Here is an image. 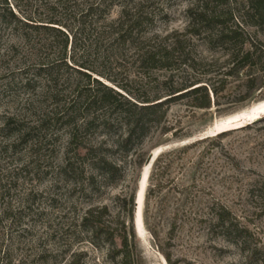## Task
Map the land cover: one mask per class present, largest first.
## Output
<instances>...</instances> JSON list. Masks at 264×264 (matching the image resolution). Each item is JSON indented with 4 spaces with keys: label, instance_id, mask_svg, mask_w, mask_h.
<instances>
[{
    "label": "rangeland",
    "instance_id": "374dc122",
    "mask_svg": "<svg viewBox=\"0 0 264 264\" xmlns=\"http://www.w3.org/2000/svg\"><path fill=\"white\" fill-rule=\"evenodd\" d=\"M197 1L204 0H0V264H114L109 245L92 240L80 220L88 208L106 207L103 219L119 235L129 208L123 200L135 194L157 147L139 233L132 223L136 255L129 264H170L165 253L171 264H264V192L256 188L264 180V113L223 130L221 140L213 130L263 102L264 86L240 102L244 69L227 78L208 110L188 107L186 98L165 104L125 149L115 104L100 102L103 89L92 81L126 95L109 77L150 98L168 75L173 85L199 79L219 88L227 46L205 31L185 34L187 10ZM247 1L213 3L227 25L243 26L238 42L264 51V27L244 24L251 20ZM175 41L182 48L171 70L146 73L144 53ZM256 67L253 75L262 76ZM192 143L169 157H177L171 190L144 212L156 158ZM101 158L118 168L114 176L95 166ZM213 202L229 209L236 232L209 224Z\"/></svg>",
    "mask_w": 264,
    "mask_h": 264
},
{
    "label": "trees",
    "instance_id": "16d2710c",
    "mask_svg": "<svg viewBox=\"0 0 264 264\" xmlns=\"http://www.w3.org/2000/svg\"><path fill=\"white\" fill-rule=\"evenodd\" d=\"M213 1L216 0L197 1L194 7L187 10L189 21L185 34L198 36L202 31H205L207 34L213 35L217 43L227 46L226 48H228L229 53L225 64L228 65V68L222 73L224 77L220 81L219 88L214 86L213 82L201 84L199 79L186 85H173L172 75H168L161 81H158L160 90L156 91L157 93H155L152 98L135 97L127 87L116 83L109 77L105 78L117 88L123 90L126 95L107 84H103L98 79L92 78V81L103 89L101 97L99 98L100 102L115 104L117 116L123 122L124 128V133L121 135L118 144L121 146L123 145L125 149L133 143L136 134L137 136L143 135L146 132L148 124L164 114L162 107L165 104H170L181 98H186L188 107L193 109L208 110L211 105H218L215 96H217L220 90L225 88L227 78L237 75L241 70L246 69V71H244L246 79L242 81L245 90L244 94L239 99L240 102H244L255 90L263 88L264 74L259 77L253 75L255 66H257L256 69L264 71L263 49L256 46L254 43H249L247 47H244L245 41L240 40L238 42L243 31V26L236 23L231 26L227 25V19L223 17L222 12L217 9ZM247 2L245 14L250 17L251 20L250 22L244 21V24L263 29L264 0H248ZM10 14L12 15V13ZM66 44L67 43H65L64 46H66ZM178 47L182 48L180 42L175 41L171 47L156 48L146 51L141 59L142 66L144 65L147 68L146 73H149L152 69L171 70L169 62L172 56H174V53L179 51V49H177ZM187 66L193 68L192 62L188 63ZM214 77L215 76L212 75V78ZM129 97H132V99ZM225 135L226 132L223 131L218 133L216 135L217 140H221ZM192 145L194 144L192 143L191 145L185 146L176 152H174V150L168 151L166 154H160L156 158L152 171L148 177L149 184L144 196V212L147 213L149 211V204L153 198L155 199L158 194L165 189L171 190L170 185L173 183L171 173L173 172V164L177 158L175 157L176 153L186 152ZM171 155L175 156L169 158ZM95 166L106 176L112 177L118 172V168L104 158L95 160ZM256 188L258 191L264 192V180L259 181ZM176 190V192L180 194L177 199L183 200L181 195L183 191L181 187H177ZM123 201L129 208L127 210V219L119 221V235L113 233L109 221L103 219L105 216H108L106 207H90L85 211L80 220L82 230L89 234L92 240L95 239L103 244L106 243L109 245V253L114 264H129L136 255L135 234L132 225L134 193H131L129 198ZM208 208L210 210V213H208L209 224L226 232H231V230L234 232L237 231V227L233 223V216L228 208L220 205L218 202L211 203ZM173 216H176V214L174 213ZM175 222L176 221L172 219L170 230H173ZM116 240L118 244H116ZM164 256L167 262L171 264L169 253H165Z\"/></svg>",
    "mask_w": 264,
    "mask_h": 264
},
{
    "label": "bare ground",
    "instance_id": "6f19581e",
    "mask_svg": "<svg viewBox=\"0 0 264 264\" xmlns=\"http://www.w3.org/2000/svg\"><path fill=\"white\" fill-rule=\"evenodd\" d=\"M264 113V101L260 102L258 104L253 105L252 107L250 106L249 109H247L246 111L242 112L241 115L239 117H235L231 119V122L225 123V124H219L217 122L214 123L213 125V130L214 131H223V130H229L232 128L237 127V125L239 123H241L240 120H254L256 119L260 114ZM160 147V146H159ZM162 148H158L154 150V156H157V154L160 152ZM150 166H144L141 172H143V184L146 183V179H147V173H148V169ZM146 176V179H145ZM144 179H145V183H144ZM144 190H145V185H144ZM144 195V192H143ZM142 195H139V199H138V205H139V210L140 212H138V217H137V231L138 232V228H139V223H140V218H141V202H142ZM139 233V232H138Z\"/></svg>",
    "mask_w": 264,
    "mask_h": 264
},
{
    "label": "water",
    "instance_id": "95a60500",
    "mask_svg": "<svg viewBox=\"0 0 264 264\" xmlns=\"http://www.w3.org/2000/svg\"><path fill=\"white\" fill-rule=\"evenodd\" d=\"M216 132H219V131H216ZM154 159H155L154 152H152L148 155L144 166H151ZM145 179H146V176H145ZM145 179H144V183H145ZM144 185L145 184H143V172H141L138 178L137 189L134 194L133 224H134L135 231H137V217H138V212H140L139 205H138V199H139L140 194L142 195V199H143Z\"/></svg>",
    "mask_w": 264,
    "mask_h": 264
}]
</instances>
